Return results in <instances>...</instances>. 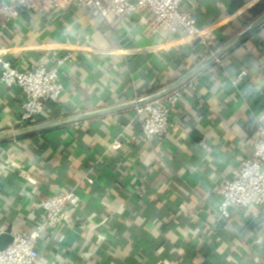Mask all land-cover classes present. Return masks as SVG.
Returning a JSON list of instances; mask_svg holds the SVG:
<instances>
[{
	"label": "crops",
	"instance_id": "crops-1",
	"mask_svg": "<svg viewBox=\"0 0 264 264\" xmlns=\"http://www.w3.org/2000/svg\"><path fill=\"white\" fill-rule=\"evenodd\" d=\"M194 2L214 47L153 30L147 10L0 13V56L20 70L73 56L60 102L29 123L22 92L0 84V238L27 234L42 200L74 189L37 264H264V205L218 217L223 183L264 127V0ZM191 77L196 91L180 98L167 138L145 141L128 104Z\"/></svg>",
	"mask_w": 264,
	"mask_h": 264
},
{
	"label": "built area",
	"instance_id": "built-area-1",
	"mask_svg": "<svg viewBox=\"0 0 264 264\" xmlns=\"http://www.w3.org/2000/svg\"><path fill=\"white\" fill-rule=\"evenodd\" d=\"M194 0H0V13L18 16L20 12H49L70 6L82 7L89 18L108 17L110 14L130 16L141 10L152 12V29L169 28L182 36H196L209 47H214L217 37L211 31L199 28L194 21ZM187 6V9H185ZM73 56L70 53L56 56L51 64L34 63L29 69L20 70L0 56V84L17 88L23 94L20 123L33 121L44 112L45 103H59L64 93L62 72ZM219 61V58L216 59ZM241 71L237 79L246 76ZM196 91L195 78L184 83L161 99L135 107L141 122L145 141H162L174 127L172 113L180 98ZM145 98V97H143ZM142 99V98H140ZM138 99V100H140ZM137 101V100H135ZM222 201L218 217L229 216V208H249L264 205V127L255 132L253 152L239 168L231 170L230 178L221 187ZM78 200L74 189L48 197L39 204L40 220L27 234L13 233L12 242L0 249V264H37L42 234L62 224L68 205Z\"/></svg>",
	"mask_w": 264,
	"mask_h": 264
},
{
	"label": "water",
	"instance_id": "water-1",
	"mask_svg": "<svg viewBox=\"0 0 264 264\" xmlns=\"http://www.w3.org/2000/svg\"><path fill=\"white\" fill-rule=\"evenodd\" d=\"M253 29H254V28H253ZM249 31H251V30H249ZM249 31H248V32H249ZM221 54H223V53H221V51H217L213 56H211V57L209 58L208 61H210V62H211V61H214L215 59L219 58ZM190 75H193V73L190 74ZM192 77H193V76H192ZM192 77H191V78H192ZM183 84H184V80L179 81V82L173 87V89L171 90V92H172L173 90L177 89L178 87H180V86L183 85ZM171 92H169V93H171ZM169 93H167V94H169ZM167 94H165V95H167ZM165 95H164V96H165ZM164 96H155V95H151V96H147V97H145V98H142V99H140V100L130 102L128 105L133 106V107H137V106H141V105H143V104H146V103H148V102H150V101H153V100L159 99V98L164 97ZM17 135H19V132H16L15 134H13V136H17ZM11 242H12V236H11L10 234H3V235L1 236V238H0V249H3V248H5V247H8V245H9Z\"/></svg>",
	"mask_w": 264,
	"mask_h": 264
}]
</instances>
